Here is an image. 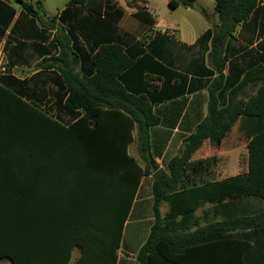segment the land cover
I'll return each mask as SVG.
<instances>
[{
	"label": "crops",
	"instance_id": "0c3cea01",
	"mask_svg": "<svg viewBox=\"0 0 264 264\" xmlns=\"http://www.w3.org/2000/svg\"><path fill=\"white\" fill-rule=\"evenodd\" d=\"M112 1L116 14L115 21L111 22L115 27L110 34L114 35L111 41L120 43L132 60L133 67L127 72L128 80H135L134 85L138 87V81L149 76L150 84L157 86L149 96L153 113L159 120L150 129V143L155 165L163 169L170 158L179 154L185 139L207 116L208 90L219 74L209 59L210 40L207 43H199L198 40L207 30H213L218 25V19L213 9L199 5L200 0L192 6L179 5L174 9L168 5L170 0ZM212 2L214 4L215 0ZM9 5L15 10L14 22L22 11L14 4ZM66 5L48 17L42 0V10L34 19L35 29L44 32L47 39L43 42L21 39L23 44L14 57L5 46L9 40V29L5 31L0 41V77L11 76L33 86L47 80V89L56 92V82L59 80L57 71L41 70L36 66L43 58L58 55L54 35L63 27L58 17ZM137 8L152 16V26L132 18ZM200 10H204L205 14H201ZM176 11H180V14L175 21H164L167 17L164 14ZM134 21L140 25L137 26ZM262 40L264 0H259L255 13L227 39L221 72L224 80L236 78V67L244 74L252 66L264 63L259 58L264 56V51L257 49ZM78 41L81 53L88 55L89 43L80 35ZM233 65L234 69L231 68ZM33 68L34 71L29 74L28 71ZM18 72L21 74L18 75ZM242 76L238 75L236 80ZM163 91L174 94L165 98L161 94ZM219 92L218 104L219 108H223L228 102V92L222 88ZM242 118L247 119L244 122L251 123V136L256 130L255 118H239L232 130L235 128L241 133L238 124ZM34 131L30 138L27 132L23 142L25 156L19 160V211L25 226L26 242L33 240L41 251L51 250V259L60 260L69 253L68 264H75L85 255L81 246L90 247V252L86 251V259H102V246L116 243L114 239L119 228L115 264H139L138 251L147 240L155 218L152 210V174L138 178V172L129 160L137 168L145 167L140 156L136 128L130 127L119 115V124L103 116L100 123L94 126L41 125L36 126ZM208 142L204 141L193 154L194 159L190 163L196 166V171L189 169L182 184L184 189L219 182L237 174L233 172L231 163L227 171L219 166L217 159L223 153L217 149L218 152L211 153L202 151ZM28 149L33 150V156H29ZM234 153L235 147L231 145L224 154ZM166 154L170 158L164 161ZM8 180L0 178L5 183ZM240 199L230 201L232 215H256L243 211L245 208L254 209L258 202L251 200L239 205ZM219 206L218 203L199 202L192 218L185 222L189 231L223 220L226 215ZM125 209L127 213L124 217ZM159 215L163 228L172 219H182L183 210L176 194L164 198ZM189 259L200 262L202 256L193 254ZM0 264L12 262L5 259Z\"/></svg>",
	"mask_w": 264,
	"mask_h": 264
},
{
	"label": "trees",
	"instance_id": "16d2710c",
	"mask_svg": "<svg viewBox=\"0 0 264 264\" xmlns=\"http://www.w3.org/2000/svg\"><path fill=\"white\" fill-rule=\"evenodd\" d=\"M196 1L170 0L168 5L174 9L179 5L192 6ZM258 1L215 0L213 10L218 25L213 30H207L198 40L199 43L210 40L209 59L219 74L208 90L207 116L185 139L179 154L170 158L165 168L152 172L149 162L153 161L154 165L155 162L151 152L150 129L159 120L153 113L149 96L157 86L150 84L149 76L138 81V87L134 85L135 80H128L127 72L133 67L132 60L120 43L111 41L114 35L110 34L115 31L111 22L115 21L116 14L112 0H68L58 17L63 27L54 35L58 55L43 58L37 64L41 70L57 71L56 92L47 89V80L33 86L11 76L0 77V178L11 179L6 183L0 181V261L8 259L12 264L69 263V253L60 260L51 259V250L41 251L33 240L26 242L25 226L19 211L17 178L20 157L25 156L23 142L27 132L30 138L33 135L30 130L41 125L94 126L100 123L103 116L119 124L120 115L137 131L136 138L145 167L137 168L129 160L134 164L138 178L152 174L155 222L138 251V263L264 264V212L234 217L230 211V201L243 197H257L264 202V63L252 66L244 74L235 66L234 80H224L221 75L227 39L255 13ZM9 3L22 11L14 22L15 10ZM41 10L42 0H0V41L9 29V40L5 46L10 49L12 57L22 46L21 39L46 41L45 33L35 29L34 19L38 18ZM200 12L205 14L204 10ZM132 18L149 27L154 23L152 16L142 8H137ZM79 35L89 43L88 55L81 53ZM257 49L264 51V40L258 43ZM259 58L264 62V56ZM231 68L234 69V65ZM238 75H243L240 80H236ZM221 88L228 92V102L223 108H219L218 104ZM247 89L254 92L245 100H240ZM161 94L169 98L174 93L163 91ZM241 117L255 118L257 125L244 146V152L235 159L233 171L237 174L219 182L184 189L182 184L189 169L196 171V166L190 163L193 154L206 140L220 145ZM32 151L28 149L29 156H33ZM170 194L178 196L183 215L180 221L172 219L163 228L159 207ZM199 202L220 204L226 216L223 220L189 231L185 222L192 218ZM126 213L127 209L124 210V217ZM118 239L119 228L114 239L116 243L102 246L103 258L100 260L86 259V251L90 252V247L81 246L85 255L75 264H115ZM193 254L201 255L202 260L194 262L189 259ZM47 256L50 259L45 258Z\"/></svg>",
	"mask_w": 264,
	"mask_h": 264
},
{
	"label": "rangeland",
	"instance_id": "374dc122",
	"mask_svg": "<svg viewBox=\"0 0 264 264\" xmlns=\"http://www.w3.org/2000/svg\"><path fill=\"white\" fill-rule=\"evenodd\" d=\"M26 1L27 2L28 1L34 2V0H26ZM212 1L213 0H200L199 3H201V4H199V5H203L204 8L212 10L213 5H214ZM43 2H44V6H45L46 15L48 17H51V16L55 15L57 13V11H59L60 9H62L66 5L67 0H43ZM179 14H180V11H176L174 13L171 12V13L164 14V16L165 15L167 16L166 19L163 16L164 21L165 22L168 20L175 21ZM134 22L137 24V26L140 25L136 21H134ZM36 67L38 68V66H36ZM34 69L35 68L29 70L28 73L30 74V72L34 71ZM20 74H21V72H18V75H20ZM253 92H254V90H251V89L248 90L247 89L245 91V93H243L240 96V100H245ZM248 119H250V118H248ZM245 120H247V119L242 118V120L238 124L239 130L243 135L241 133H239L238 130L236 131L234 128L228 134V136L223 140V143L221 146H215V145L208 142L204 145V148L202 149V151H204V152L206 151L207 153H211L213 151H215V152L220 151V153H223L217 159V162H218L219 166L226 171H227V166L230 163L233 165L235 163V162L232 163L233 160H235L238 156H241V154L244 152V144H246L247 141L250 140V138L253 136V134H251V136L249 135L251 133L250 128H249L251 126V123L250 122H244ZM34 130H35V128L30 130V131H32L30 133H33V135L35 132ZM33 135H31V136H33ZM231 145H233L235 147V153L234 154H224L228 151V149ZM169 158H170L169 154H166L164 161H167ZM161 163L163 164V162H161ZM18 178H19V174H18ZM251 200L258 202V205L254 209H251V210L248 208H245V210L243 211L245 214H257V213H261L264 211V203L260 199L255 198V197L241 198L239 201L240 202L239 205H244L245 203H247L248 201H251Z\"/></svg>",
	"mask_w": 264,
	"mask_h": 264
},
{
	"label": "water",
	"instance_id": "95a60500",
	"mask_svg": "<svg viewBox=\"0 0 264 264\" xmlns=\"http://www.w3.org/2000/svg\"><path fill=\"white\" fill-rule=\"evenodd\" d=\"M149 163H150V165L152 166V170H153L154 172L157 171L158 167H157L156 165H154L153 161H150Z\"/></svg>",
	"mask_w": 264,
	"mask_h": 264
}]
</instances>
